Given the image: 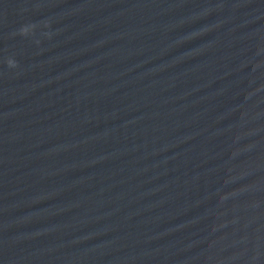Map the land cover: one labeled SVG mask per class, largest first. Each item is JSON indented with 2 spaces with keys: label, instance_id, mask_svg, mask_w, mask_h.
Masks as SVG:
<instances>
[{
  "label": "clouds",
  "instance_id": "9594fccd",
  "mask_svg": "<svg viewBox=\"0 0 264 264\" xmlns=\"http://www.w3.org/2000/svg\"><path fill=\"white\" fill-rule=\"evenodd\" d=\"M23 31L26 33V32H27V29H24ZM9 64H10V65H13V62L10 61Z\"/></svg>",
  "mask_w": 264,
  "mask_h": 264
}]
</instances>
